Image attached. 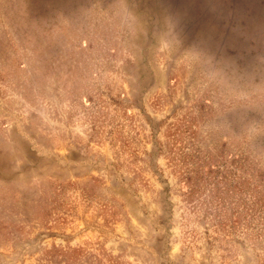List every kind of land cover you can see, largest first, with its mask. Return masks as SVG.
Wrapping results in <instances>:
<instances>
[{
  "label": "rangeland",
  "instance_id": "1",
  "mask_svg": "<svg viewBox=\"0 0 264 264\" xmlns=\"http://www.w3.org/2000/svg\"><path fill=\"white\" fill-rule=\"evenodd\" d=\"M0 264H264V0H0Z\"/></svg>",
  "mask_w": 264,
  "mask_h": 264
}]
</instances>
